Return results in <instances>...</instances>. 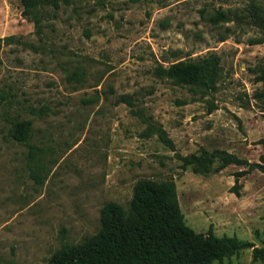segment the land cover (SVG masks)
Wrapping results in <instances>:
<instances>
[{"label":"rangeland","instance_id":"374dc122","mask_svg":"<svg viewBox=\"0 0 264 264\" xmlns=\"http://www.w3.org/2000/svg\"><path fill=\"white\" fill-rule=\"evenodd\" d=\"M56 1L44 5L38 34L20 0H0V38L15 37L0 44V264H44L96 233L102 206H127L143 178L174 181L195 232L261 247L264 172L236 177L246 166L229 164L204 175L179 155L226 150L259 161L264 28L248 9L263 14L264 0ZM219 10L231 20L213 23ZM208 53L219 57L212 89L154 73ZM75 70L85 76L68 81ZM22 119L32 148L10 135ZM252 245L213 264H264Z\"/></svg>","mask_w":264,"mask_h":264},{"label":"trees","instance_id":"16d2710c","mask_svg":"<svg viewBox=\"0 0 264 264\" xmlns=\"http://www.w3.org/2000/svg\"><path fill=\"white\" fill-rule=\"evenodd\" d=\"M48 3L54 9L59 6L56 0H20L22 15L34 23L38 34L45 13L43 7ZM248 10L254 24L264 28V13L255 5ZM230 18V11L219 10L211 15L210 20L218 23ZM14 38L13 35L2 37L0 44ZM154 73L173 84L209 90L214 88L218 79L219 57L208 53L199 59L172 62L167 67L158 65ZM66 76L68 81L79 82L85 72L75 70ZM259 79L264 80V70ZM118 101L132 104L128 94H121ZM43 110L39 109L38 113ZM31 129V120L22 119L12 123L10 135L32 148L34 146L28 143ZM179 159L182 168L204 175L219 172L229 164L246 166L235 172L236 177L251 169L264 172V150L256 162L226 150L209 152L205 149L199 153L179 155ZM238 186L237 182L232 186L236 193ZM251 245L235 236H217L212 231L205 234L195 232L184 221L174 181L143 178L134 184L127 206L116 202H107L102 206L96 233L75 244L63 243L44 264H213ZM252 257L254 260L264 258V243L261 247L253 246Z\"/></svg>","mask_w":264,"mask_h":264}]
</instances>
